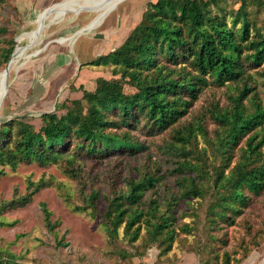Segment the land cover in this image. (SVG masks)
<instances>
[{
    "label": "rangeland",
    "instance_id": "374dc122",
    "mask_svg": "<svg viewBox=\"0 0 264 264\" xmlns=\"http://www.w3.org/2000/svg\"><path fill=\"white\" fill-rule=\"evenodd\" d=\"M68 1L72 0H0V26L6 29L0 39L12 38L16 45L21 35L39 26L42 16L46 24L10 68L8 89L0 102V128L11 126L13 136L20 128L17 122L38 131L40 114H61L62 103L93 91L98 79H119L111 65L87 62L120 46L142 23L149 5L158 0H120L95 10L71 4L61 18L52 19L59 5ZM86 1L101 5L108 0ZM241 1L218 0V7L226 15L234 14L240 11ZM246 1L247 19L260 26L264 23V0ZM166 12L163 27L173 37L178 27L167 25L173 11ZM159 35L151 42L160 52L169 43L163 32ZM28 42L24 37L19 45ZM8 45L9 41L0 42V46ZM37 50V54L26 56ZM157 58L156 69L142 71V78L147 76L153 83L162 82L167 73L176 76V70L184 65L182 60L175 64L160 55ZM5 66L0 57V72ZM161 67L165 70L157 71ZM247 73L251 75L247 79L250 92L242 101L243 109L233 103L242 81L207 83L187 105V111L165 127L153 125L150 106L138 103L139 116L135 126L128 129L142 145L138 151H104L100 155L89 151L88 143L80 148L73 141L61 156L47 160L31 157L13 166L0 164L4 170L0 175V264H177L180 257L186 264H264V186L259 193L245 190L244 197H237V207L228 212V218H217L210 210L215 191L209 186L218 183L217 173L225 164L224 155L217 153L220 141H234V136L242 135L234 145H228L232 148L229 165L233 164L253 130L249 115L256 102L264 106V62L248 68ZM120 83L126 93L136 91L128 79H120ZM185 100L175 103L173 110L186 108ZM165 111L171 116V109ZM243 119L248 120L246 125ZM146 173H154L159 180L144 191L143 197L149 203L156 199L162 209L168 197L179 195L178 177L190 173L206 177L201 180L204 192L200 197L177 199L173 209L176 233L169 251L159 242H148L143 230L133 242L123 235L121 227L112 238L102 221L104 198L124 192L131 178ZM226 181L224 175L221 190L228 188ZM30 182L43 185L23 201L33 188H27ZM92 192H99L96 210L88 201ZM42 202L55 222L51 231L43 221ZM58 241L67 244L58 245Z\"/></svg>",
    "mask_w": 264,
    "mask_h": 264
},
{
    "label": "trees",
    "instance_id": "16d2710c",
    "mask_svg": "<svg viewBox=\"0 0 264 264\" xmlns=\"http://www.w3.org/2000/svg\"><path fill=\"white\" fill-rule=\"evenodd\" d=\"M247 5V1L242 0L240 11L226 15L218 7V0H158L150 4L142 23L130 31L120 46L87 62L94 66L111 65L113 74H120V78L110 81L98 79L93 91H84L80 99L62 103L64 112L61 114H40L41 126L38 131L20 122H17L20 128L15 136L12 135L11 126L0 128V164L13 166L31 157L47 160L61 156V151L64 152L73 141L80 148L88 143L87 149L100 155L104 151H138L142 145L128 130L135 126L139 116L138 103L150 106L153 125L165 127L184 114L200 88L210 82L224 85L231 81H242L233 103L236 108L243 109L242 101L250 92L247 79L251 75L247 69L264 62V23L256 26L247 19ZM167 10L173 11V18L167 25L178 27L173 37L167 35V28L163 27L168 19ZM5 31L0 26V34ZM161 32L169 46H163L159 52L151 39L159 37ZM7 41L8 46H0V57L4 63L15 47L12 38L3 36L0 39V42ZM159 55L175 64L182 60L184 65L182 70H176V76L167 73L162 76V82L153 83L147 76L142 78V71L158 65ZM160 70H165V67L157 68V71ZM120 79H128V84L134 86L136 91L126 93ZM183 95L190 100H185ZM251 96L255 101V95ZM182 100H185L186 108L181 106L183 109L174 111L175 103ZM166 108L171 109L169 117ZM248 120L253 121L250 126L252 133L241 148L243 153L233 164L229 165L232 148L228 145H234L242 135L234 136V141L222 139L219 143L217 153L224 155L225 164L220 171L216 170L218 183L209 186L210 191H215L210 210L217 218H228V212L237 207L234 200L244 197L245 190L259 193L264 186V106L256 102ZM248 120H244L245 125ZM3 173V168H0V175ZM224 175H227L228 188L221 190L219 183ZM202 179L200 174L191 173L178 177L176 184L179 195L168 197L162 209L156 199H151V204L143 197L144 191L152 188L159 176L146 173L140 178H131L124 192L115 193L110 199L104 198L106 203L101 210L102 221L109 236L116 237L121 227L123 235L133 242L143 230L148 242H159L163 250H171L176 233L173 212L176 201L179 198L200 197L204 192L203 185L201 189ZM42 185V182L36 185L30 182L27 188H33L22 200L28 201ZM98 197L99 192H92L88 196L93 210H96ZM40 205L45 226L51 231L55 226L50 218L51 212L44 202ZM57 243L62 246L67 244L61 241Z\"/></svg>",
    "mask_w": 264,
    "mask_h": 264
},
{
    "label": "bare ground",
    "instance_id": "6f19581e",
    "mask_svg": "<svg viewBox=\"0 0 264 264\" xmlns=\"http://www.w3.org/2000/svg\"><path fill=\"white\" fill-rule=\"evenodd\" d=\"M78 1H82L81 3H79ZM120 0H108V1H105L103 4L99 5V4H95V3H91L89 1H86V0H72V1H68V2H65V3H62L59 5V10L57 11V13H55V16L52 18V19H59L63 16L64 14V11L68 8L69 5L71 4H78L80 5L81 7L85 6V7H89L91 10L92 9H99V8H102V7H111V6H114L116 5ZM51 16V15H50ZM44 19H45V16H42L39 20V26H40V23L42 22L44 24ZM39 26L36 27V29L30 31V32H27L26 34H23L21 35L18 39H17V48L13 54V57L11 59V62L9 64V70L7 72V74H5L2 70V72H0V100L4 97V94L6 93V90L8 88H6L7 86L5 85V82L7 81L8 83V78H9V72H10V68L15 65V63L18 61V59L23 55V52L25 49H23V47H21L19 45L20 41L22 38H27L29 41H34L36 38L38 39V37L40 36V31L42 28L39 30ZM6 79V81H5Z\"/></svg>",
    "mask_w": 264,
    "mask_h": 264
},
{
    "label": "water",
    "instance_id": "95a60500",
    "mask_svg": "<svg viewBox=\"0 0 264 264\" xmlns=\"http://www.w3.org/2000/svg\"><path fill=\"white\" fill-rule=\"evenodd\" d=\"M44 25H46V24H43V23L41 22V23H40V26L38 27L39 30H40V29L42 28V26H44ZM31 45H33V42H30V41H29V42L26 44V46H22V47H23V49H26L27 47H30ZM16 48H17V44L15 45V47H14V49H13V51H12V53H11L9 59H8V61L6 62V66H5L4 69H3V72H4L5 74H7L8 70H9V64H10V62H11V59H12V57H13V54H14ZM39 51H40V50H37V51L34 52L33 54H27L26 56L29 57V56H31V55L37 54ZM5 81H6V79H5ZM5 85L7 86L6 88H8V83H7V81L5 82ZM5 95H6V93L4 94V98H5ZM4 98H3L2 101H0V102H3V101H4Z\"/></svg>",
    "mask_w": 264,
    "mask_h": 264
},
{
    "label": "crops",
    "instance_id": "0c3cea01",
    "mask_svg": "<svg viewBox=\"0 0 264 264\" xmlns=\"http://www.w3.org/2000/svg\"><path fill=\"white\" fill-rule=\"evenodd\" d=\"M187 263V262H186ZM185 262H184V260L180 257L179 258V260L177 261V264H186Z\"/></svg>",
    "mask_w": 264,
    "mask_h": 264
}]
</instances>
